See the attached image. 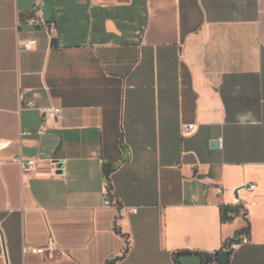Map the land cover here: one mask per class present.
<instances>
[{"label": "crops", "instance_id": "crops-1", "mask_svg": "<svg viewBox=\"0 0 264 264\" xmlns=\"http://www.w3.org/2000/svg\"><path fill=\"white\" fill-rule=\"evenodd\" d=\"M35 1L0 0L2 156L64 170L0 164V264H264V0Z\"/></svg>", "mask_w": 264, "mask_h": 264}, {"label": "built area", "instance_id": "built-area-1", "mask_svg": "<svg viewBox=\"0 0 264 264\" xmlns=\"http://www.w3.org/2000/svg\"><path fill=\"white\" fill-rule=\"evenodd\" d=\"M33 15L28 17L25 22L33 25V26H42L51 30L54 27V24L47 23L44 20V0H36L33 10ZM36 44L35 39L26 40L23 44L25 49H33ZM30 106H33V103H29ZM61 109L56 107H49L43 110L44 116L52 115L56 116L57 118L60 116ZM196 129L195 124H184L182 128V133L184 136H187L194 132ZM46 130V125L43 123L41 128L37 131V134H43ZM31 134V133H30ZM12 141L7 139H0V164L11 161L18 163L21 166L22 172L24 175L33 177V176H45V175H54L58 174L60 171L64 170V163L60 160H53L50 158H43V157H31L25 158L23 154L20 152L12 156L10 160L3 158L2 152L10 147ZM254 185L250 186V189L254 188ZM105 189V205L107 206H118L117 200L114 198L111 185L109 181H106L104 184ZM218 192H222V188H217ZM233 207H237V211H230L228 215L230 217H237L238 215H244L247 218L248 212L247 208L239 203L237 199L235 203L232 205ZM133 211H136V208H132ZM250 242V232H245L240 239L232 241L229 244V250L232 252L234 250L239 249L243 244H247ZM228 247V245H227ZM227 249V248H226ZM25 252L29 250H33L37 253L43 254L48 256L49 258H54L56 255L63 254V250L59 247L56 243L54 238H50L46 245L44 246H37V247H25Z\"/></svg>", "mask_w": 264, "mask_h": 264}, {"label": "water", "instance_id": "water-1", "mask_svg": "<svg viewBox=\"0 0 264 264\" xmlns=\"http://www.w3.org/2000/svg\"><path fill=\"white\" fill-rule=\"evenodd\" d=\"M213 144L218 145L219 142H218V141H215V142H213ZM112 170H113V166H112L111 163H108V164L105 165V170H104V172H105L106 176H109V175L111 174ZM230 243H231V242L228 243V247H227V249L224 250V251H222V252L219 254V256L216 258V260H217L219 263H221V264H226V263L228 262V260H229V256H230V254H231V251L229 250V244H230Z\"/></svg>", "mask_w": 264, "mask_h": 264}, {"label": "trees", "instance_id": "trees-1", "mask_svg": "<svg viewBox=\"0 0 264 264\" xmlns=\"http://www.w3.org/2000/svg\"><path fill=\"white\" fill-rule=\"evenodd\" d=\"M237 210H238L237 207H233L232 205H223V206L221 207V211H222V219H223L224 221L234 219L235 217H230V216L228 215V213H229L230 211H237ZM233 241H235V240H233ZM220 253H221V252H216L215 255H219Z\"/></svg>", "mask_w": 264, "mask_h": 264}]
</instances>
